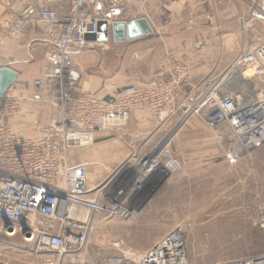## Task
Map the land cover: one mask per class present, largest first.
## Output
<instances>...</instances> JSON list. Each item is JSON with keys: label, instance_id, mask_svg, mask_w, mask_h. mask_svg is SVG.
I'll return each mask as SVG.
<instances>
[{"label": "built area", "instance_id": "obj_1", "mask_svg": "<svg viewBox=\"0 0 264 264\" xmlns=\"http://www.w3.org/2000/svg\"><path fill=\"white\" fill-rule=\"evenodd\" d=\"M246 1L253 6L259 0ZM13 3L19 8L9 19L10 32L28 26L30 33L48 42L43 52L47 66L34 84L49 86L57 114L36 135L18 134L10 120L19 110V99L10 88L0 97V235L20 233L43 254L46 264H193L179 227L144 252L124 251L120 242H112L120 254L94 260L89 245L104 220L132 216L128 200L133 191L154 175L182 170L169 147L173 109L180 119L201 114L207 128L218 130L229 166L264 144V40L248 43L233 63L241 74L250 67L258 83L223 89L228 77H206L197 96L174 108L176 92L192 76L190 65L176 56L167 58L158 78L128 83L110 96L82 85L83 72L73 54L105 48L107 40L86 36L99 32L100 21H128L126 0H0V16ZM142 108L158 135L148 151L127 158L120 167L131 188L114 193L91 189L87 164L73 160L75 150L93 144L98 132L122 131ZM258 223L264 227V211ZM202 264H264V252Z\"/></svg>", "mask_w": 264, "mask_h": 264}, {"label": "crops", "instance_id": "obj_2", "mask_svg": "<svg viewBox=\"0 0 264 264\" xmlns=\"http://www.w3.org/2000/svg\"><path fill=\"white\" fill-rule=\"evenodd\" d=\"M126 1L129 20L144 16L153 31L130 42L107 40L108 48L102 51L88 49L74 53L73 62L83 72L84 88L110 96L128 83L139 84L156 79L161 76L170 56L187 62L192 71L191 79L175 94L174 108L197 96L206 77H228L223 89L236 85L245 88L252 82L258 83L245 72L242 75L233 63L248 43L264 40V30L254 35L251 31L252 21H262L264 0L257 1L253 6L246 0ZM10 17L0 16V65L18 72L10 91L19 99V110L11 118L10 125L18 134L34 136L41 126L55 119L57 114L49 86L44 84L38 87L34 84L35 79L42 77L47 66L43 52L48 42L30 33L28 26L19 33H11ZM236 22H242L243 26L237 29L234 26ZM170 118L174 125L180 120L176 109H173ZM194 123L199 127L195 128ZM185 124L183 136L186 142L207 146L216 144V153H220L219 162L226 166L222 151L224 140L220 138L218 130L207 128L203 116L198 113L191 114ZM118 133L116 137L109 132L96 133L92 147L87 150L89 155L79 159L87 164V183L91 189L107 192L111 180L107 179L108 176L120 172L122 160L131 148L139 146L141 136L153 141L158 135L144 108L134 112L127 126ZM93 158L96 166H92L90 159ZM106 163L111 173L103 170Z\"/></svg>", "mask_w": 264, "mask_h": 264}, {"label": "rangeland", "instance_id": "obj_3", "mask_svg": "<svg viewBox=\"0 0 264 264\" xmlns=\"http://www.w3.org/2000/svg\"><path fill=\"white\" fill-rule=\"evenodd\" d=\"M18 8L17 3L7 6L5 15L11 16ZM261 16L262 21H252L253 35L264 30V14ZM234 26L239 29L243 23L236 22ZM108 40L113 39L109 36ZM106 48L108 43L104 49L97 50ZM246 74L256 82L252 69L248 68ZM189 116L173 126V140L169 145L181 160L182 170L165 176L154 175L141 190L133 191L128 200L133 208L130 218L103 221L94 243L89 245L94 260L119 255L112 242H120L124 251L144 252L176 227L183 231L186 251L193 264L264 252V227L258 223L264 211V145L243 156L237 164L224 166L219 162L216 144L186 142L183 134ZM193 126L199 127L196 123ZM141 137L139 146L130 147L120 166L127 158L149 150L152 139ZM92 145L78 149L73 160L88 156L87 150ZM218 146L220 149L219 143ZM90 160L92 166L97 165L93 162L95 158ZM105 165L103 170L111 173ZM122 172L108 176L111 180L107 192L131 188L130 180H124ZM42 259L43 254L32 242L24 241L20 233L11 237L0 235V264H46Z\"/></svg>", "mask_w": 264, "mask_h": 264}, {"label": "water", "instance_id": "obj_4", "mask_svg": "<svg viewBox=\"0 0 264 264\" xmlns=\"http://www.w3.org/2000/svg\"><path fill=\"white\" fill-rule=\"evenodd\" d=\"M153 28L146 17L141 16L128 21H114L108 25L105 21L99 22V32L96 35H87V38L108 40L109 36L115 42L133 40L143 35L150 34ZM18 77V72L6 65H0V97L13 85Z\"/></svg>", "mask_w": 264, "mask_h": 264}, {"label": "bare ground", "instance_id": "obj_5", "mask_svg": "<svg viewBox=\"0 0 264 264\" xmlns=\"http://www.w3.org/2000/svg\"><path fill=\"white\" fill-rule=\"evenodd\" d=\"M248 68H250V67H246V68H244V69H243V72L246 73V71H247ZM250 69H251V68H250ZM128 188H129V187H128Z\"/></svg>", "mask_w": 264, "mask_h": 264}]
</instances>
